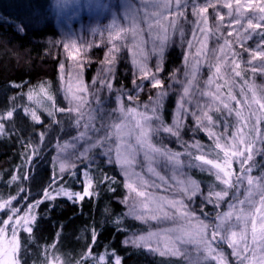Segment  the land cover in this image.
Returning a JSON list of instances; mask_svg holds the SVG:
<instances>
[{"label": "rangeland", "instance_id": "rangeland-1", "mask_svg": "<svg viewBox=\"0 0 264 264\" xmlns=\"http://www.w3.org/2000/svg\"><path fill=\"white\" fill-rule=\"evenodd\" d=\"M20 1L25 5L31 2V0ZM130 1L132 14L123 11L129 8L127 3L114 7L104 1L103 18L95 16L96 7L93 0H67V3L62 5H59L57 0L53 1L55 2L54 5L60 6L59 9L62 15L56 21L62 33L57 37L44 40L43 43L48 48L45 54L57 63L55 78L57 85L60 87L59 99L62 103H66V109L75 107L74 103L69 102V94L66 91L71 86L77 95L87 96V103L83 109L89 113L97 104L94 94L98 92L99 102L102 101L100 107L103 109V111H100V114L103 115L101 126L104 125V128L96 133L99 135L98 138H95L93 132L89 131V140H83V142L75 145L70 143L65 150L59 151L58 171H61L62 164L64 170L70 171L85 161L91 148L99 145L95 144V141L103 137L105 131L113 123L119 122L117 117H113V115L109 119L106 107L107 100H105L108 99V95L104 92L107 88L101 85V80L110 81L112 86L115 77L113 69L123 70L124 67H127L132 72V76H130L132 80L138 85L141 84L138 90L141 98L139 95L128 94L124 97L123 103L115 104L116 109L122 104L123 108L125 106V110L137 108L138 111H144L143 106L148 105L151 107V102L157 99L158 92L163 91L165 95L158 114L164 126H173V121L177 117L181 120L179 138L163 131L158 134H150V143L156 148L166 146L172 152L181 153V168L174 170L171 166L165 167L162 158H152L153 163L151 166L159 176L164 177L165 182L162 183L156 176L148 173V161L145 160L143 152H139L136 157V166L132 169V171L140 173L143 179L149 182V185L153 181L160 185L154 189L148 187L146 191L151 192L154 197H164L165 199H156L149 202L146 209H138L135 214H129L132 195L127 187L125 188V194L119 199L125 206L129 216L144 223L147 230L144 236H147L150 232L160 233L158 237H154L149 241V246L154 247V249L159 247L162 251H167L164 248L165 238H168L170 241L169 247H172V242L176 241L177 236H182L188 242L175 244L181 254H165L163 256L182 258L196 264H204L206 261L209 264H230L231 259L236 262L241 261L233 255V252L238 248H224V242L220 239L211 242V248L214 249L211 254L200 242L202 231L204 238L211 241V232L215 230L214 226L221 222L220 217L223 214L232 213L231 217L223 222L219 235H224L225 229L228 230L229 236H231V232H235V237L231 238L241 244V246L238 245L239 248L247 245L249 252L252 254L245 264H264V259H262L264 258V244L259 246L260 249L255 250L252 248L253 245L250 246V242L253 240L252 221H255L257 237L264 230L260 212L249 208L247 204L240 205L239 208L229 209L228 204L232 202L231 191L218 203L214 195L209 199L210 191L212 189L220 191L222 186L212 172L199 167H190L188 157L183 155L186 145L198 142L203 146V152L209 153L207 158L216 160L218 150L215 149V144L217 141L209 135V132L219 137L221 145H226L236 134L237 128L242 130L245 139V144L242 147L247 148L249 137L256 141L253 145V157L260 156L264 152V142H261L253 132V121L259 119V124L256 127L259 130V136L264 137V115H262L264 109L253 102L254 99H258L261 104H264V70H262L264 68V45L260 48L256 47L262 39V35H258V33L264 34V20L259 19V16L264 14V0H202L198 8L201 16L206 18V26L201 24L200 27H206L207 30L206 32L197 30V39L195 40L193 39V31L197 28L199 17L193 15V7L184 8L181 5L180 8H177L174 0H168L167 7H164L159 0L156 3H152L150 0ZM229 4L232 5L231 16L229 15ZM238 4L244 8L245 17L237 16ZM258 7L261 9L260 15L256 13ZM204 8L207 9L206 12L203 11ZM145 13H147V16H145ZM86 15L88 18H85ZM212 15L216 18L214 22L211 21ZM221 17L223 19H220ZM158 19L159 28L167 31V39L164 41L162 50L154 48V40L159 37ZM237 20H239V24L244 25L243 28L238 27ZM248 20H251L254 26H258L254 30H249L247 27ZM190 41L192 42L191 48L188 46ZM103 45L108 46L110 49L104 56V62L94 67L99 59L93 50L96 46ZM178 48L182 52V66L176 69L175 74L168 75L164 72L165 61L169 51ZM257 52L262 55L252 59V55ZM109 60H111V64H109ZM122 62L124 63L123 66ZM140 65L146 66L151 73L156 74V78L162 82V88H154L149 80L143 79L139 70ZM236 65L239 67L237 68ZM217 67L220 69L219 73H216ZM234 68L239 72L238 76L233 72ZM210 79L212 80L211 84H209ZM81 84L87 88V93L80 90ZM217 86H219L218 92ZM143 87L148 90L147 94L143 91ZM185 88H188L186 96L184 94ZM149 90L156 96L148 98L147 96L151 95ZM115 91L118 92L116 88ZM209 92L218 95L219 100L214 101L211 97L202 95V93ZM253 92H255V98L252 96ZM102 93L106 96L102 97ZM172 93H176L175 102L177 105L172 112L171 119L168 121L163 114V103ZM32 96H34L33 101L37 104V107H43L44 102L46 106L50 103L45 99V95L39 91L28 94V98H32ZM127 96H131L132 101H129ZM231 96H234L235 99H231ZM182 98L186 101L184 107L188 112L196 111L197 116H200L202 111L207 112L212 117V122L209 123L204 118L203 127H201L196 124L195 117L186 115L183 111H178ZM225 104L228 105V108L224 107ZM229 110H231V114ZM236 111L242 113L245 121L243 124L239 122V117L235 115ZM72 113L76 112L73 111ZM87 113H85V120L82 123L87 122ZM157 124L158 122L153 120L152 127H156ZM93 125L98 128L96 124ZM111 130L109 129V131ZM4 133V125L0 122V137L4 136ZM225 137L228 138V141L225 140ZM114 139L116 140V137ZM180 140L184 143H180ZM132 142L134 143V140ZM109 145L108 143L107 149ZM85 148H88V152L84 157H80V152H83ZM257 149H259V152L256 151ZM230 150L234 151L236 149ZM187 151L191 152L193 157L202 154L191 147H188ZM112 159L115 161L114 155ZM218 162L223 163L222 160ZM252 163L248 161V164L253 165ZM115 164L119 166L125 183H128V177L122 171L120 164L117 162ZM196 170H203L212 174L213 179L201 181L193 175ZM231 170L234 175H240V165L236 159H232ZM249 175L255 179L264 175V172L258 169L257 171L251 170ZM88 176L90 178L85 180V189L92 193L93 180L90 174ZM1 177L0 172V180ZM13 180L14 176L10 184L13 183ZM177 181L182 183L178 184ZM136 186L139 188V183ZM192 188L196 189L195 195L191 192ZM85 189L83 193H76L70 191V189L65 191L89 196L85 195ZM61 190L53 188L47 193H51L52 197H56L58 193H61ZM244 195L245 188L241 186L240 199H244ZM2 196L3 194L0 191V215L15 200V198L6 199ZM73 198L79 199L78 196ZM126 199L129 201L128 204L124 203ZM254 199L257 201V209L264 208L258 203V194ZM169 201L178 203H175V207H173ZM249 212H252L253 215L248 216ZM165 213L167 219L163 218ZM35 214L36 212L32 210L28 213L25 211L14 220L9 217L0 223V264H22L19 232L22 229H32V224L36 220ZM141 215L145 219L137 218ZM152 215H157L161 219L152 220L150 218ZM237 216H247V222L244 219L237 221ZM204 225H208V227L204 228ZM154 254L160 255L157 251H154ZM52 255L53 253L48 255L45 264H63L59 258H54Z\"/></svg>", "mask_w": 264, "mask_h": 264}, {"label": "trees", "instance_id": "trees-1", "mask_svg": "<svg viewBox=\"0 0 264 264\" xmlns=\"http://www.w3.org/2000/svg\"><path fill=\"white\" fill-rule=\"evenodd\" d=\"M53 1L31 0L25 5L20 0H0V112L6 110L0 113V122L5 128L4 136L0 137V191L3 198H15L0 215V223L9 217L14 220L25 211L36 212L31 231L22 229L19 232L22 264H45L50 253L63 264H116L117 261L119 264H196L182 258L155 255L154 250H150L154 247L132 243L144 236L147 230L143 222L128 215L119 200L126 192L125 179L114 159H109L115 153L105 155L108 143L115 147V136L92 147L88 158L70 171H58L59 151L65 150L72 143V138L84 129L75 127L78 114L69 113L66 103L59 99L60 87L55 78L57 63L45 54L48 48L44 40L62 33L56 21L62 15L60 6L54 5ZM104 1L114 7L127 3L129 8L123 11L132 14L130 0H93L95 16L103 18ZM201 1L196 0L197 6ZM188 5L192 7V0H188ZM260 12L258 7L256 13L260 15ZM236 13L238 17H245L242 6ZM211 18L212 22L216 19L213 15ZM109 49L105 45L96 46L93 51L99 62L94 67L104 62ZM181 59L179 48L169 51L164 72L175 74L176 69L182 66ZM121 64L123 66L124 63ZM131 73L127 67L113 69V90L104 91L108 95L105 99L107 112L113 113V117L119 115L114 112L115 104L123 103L126 95H139L141 98ZM37 91L45 95L50 102L48 106L44 102L43 107H37L34 96L28 98L29 93ZM143 91L147 94L148 90L143 87ZM149 93L148 98L156 96L150 90ZM117 96H120V101ZM175 101L176 93H172L163 103V114L168 121L176 108ZM96 108L97 104L93 110ZM8 112H12L11 117ZM83 112L87 113L84 109ZM93 116L92 124L100 128L103 115L95 111ZM93 135L95 138L99 136ZM251 162L252 170L264 172V152L254 156ZM86 164L89 167L85 168ZM81 172L92 176L91 191L94 195L84 196L83 200L69 199L61 194L54 199L45 198V193L53 188L83 193L85 180L90 177L81 178ZM193 175L201 181L213 179L212 174L203 170H196ZM231 237L223 241L224 248L232 247L230 241L241 246ZM256 244L264 243L257 239ZM251 245L260 249L253 240ZM241 255L249 259L252 254L248 250ZM230 264H241V261L231 259Z\"/></svg>", "mask_w": 264, "mask_h": 264}, {"label": "snow or ice", "instance_id": "snow-or-ice-1", "mask_svg": "<svg viewBox=\"0 0 264 264\" xmlns=\"http://www.w3.org/2000/svg\"><path fill=\"white\" fill-rule=\"evenodd\" d=\"M152 3H156L157 0H150ZM160 3L164 5V7L168 6V0H159ZM176 7L180 8L181 5L184 8H187L188 0H174ZM57 3L59 5L67 3V0H57ZM192 7H193V15L199 17V20L197 22V28L193 31V39H197L196 37V31L200 32H206V27L201 28L200 25L204 24L206 26V18L201 16V12L196 4V0H192ZM229 15H232L231 8L232 5L229 4ZM239 8V4L237 5ZM136 11V10H133ZM204 12L207 11L206 8L203 9ZM145 16H147V13H145ZM242 18V17H241ZM220 19H223L222 17ZM260 20H264V14H261L259 16ZM238 27L243 28L244 25L239 24V20L236 21ZM157 26L159 28V19L157 20ZM258 26V25H257ZM251 22V20H248L247 27L249 30H254L255 27ZM262 35L261 42L256 45L257 48H260L262 45H264V34ZM167 39V31L165 29L159 28V37L158 39L154 40V48L162 50L164 47V41ZM206 39V37H205ZM227 44V42H225ZM189 48L192 47V42L190 41L188 43ZM262 55L261 53H254L252 55V59H256L257 56ZM109 64H111V60H109ZM63 67V66H61ZM238 68L239 66L236 65ZM139 70L142 74L143 79L149 80L150 83H152V86L154 88H162V82L156 78V74L151 73L146 66L140 65ZM264 70V68H262ZM159 71V68H158ZM220 69L219 67L216 68V73H219ZM233 72L235 75H239V72L233 69ZM95 83V81H94ZM212 83V80H209V84ZM101 85L106 87L109 92H111L112 86L111 82H105L104 80H101ZM141 86L137 85V89L139 90ZM80 90L84 93H87V88L84 87L81 84ZM67 93L69 94V102L74 103L75 107L69 109V113L76 112L78 115L75 118V127L76 128H83L84 131L79 132L75 137L72 138V144L75 145L76 143H79L82 140H89L90 137L88 136V132L91 131L94 134L99 133L102 128H104V125L101 126V128H96L92 124V120L94 119V116L92 115V112L95 111H103V109L100 107V102L98 98V92L95 93V99L97 103V108L90 111L87 114V122L82 123V121L85 120V113L82 111L84 108V105L87 103V96H79L77 95L71 86L67 88ZM219 91V86H217V92ZM188 93V88L184 89L185 96ZM126 95V94H125ZM165 93L163 91L158 92L157 99L152 101V106L149 107L148 105L143 106L144 111H138L137 108H128L125 110L121 104V106L114 110V112L119 113L117 116V119L119 120L118 123H113L111 127V131H105V135L103 137H100L95 141V144H100L101 141H108L111 140L113 136L116 137V145L115 148H113L111 145H109L107 151L105 152V155L108 153L114 152L115 153V161L120 164L122 171L125 172L126 176L128 177V183L125 184V187L129 189V193L132 195V203L129 204L130 213L129 214H135L138 209H146L148 207V203L152 202L156 199L164 200V197H154L151 192L146 191L148 187L157 188L160 185L156 184L155 181H153L150 185L148 181H145L140 173L132 171V169L136 166V157L139 152H143L144 158L146 161H148L147 164V171L148 173L156 176L157 179H159L162 183L165 182L164 177L159 176L158 173L155 172V169L151 166L153 163L154 157L162 158L165 164V167L171 166L174 170H179L182 166V162L180 160L181 153L172 152L170 149H167L166 146L164 148H156L154 145L150 143V134H158L159 132L163 131L170 135L176 136L179 138V129L181 126V120L179 117H177L173 121V126L167 127L164 126L163 121L161 117L159 116V110L161 107V103L163 100ZM202 95H207L211 97L214 101L219 100V96L215 93L209 92V93H202ZM253 98H255V92L252 93ZM51 97H49V100ZM120 96H117V100L120 101ZM127 99L129 101H132L131 96H127ZM231 99H235L234 96H231ZM185 100L182 98L178 107V111H183L186 115H192L195 117L196 124L198 126L203 127V119L206 118V120L211 123L212 117L207 114V112H201L200 116H197L196 111L188 112L187 109L184 107ZM253 102L258 105L261 109H264V104H261L258 99H254ZM222 103V102H221ZM225 108H228V105H224ZM199 108V106H197ZM62 111V110H61ZM151 113V115H149ZM229 113L231 114V110H229ZM12 112H8V116L11 117ZM113 113H109V119H111ZM235 115L239 117V122L243 124L244 117L240 111H236ZM264 115V114H262ZM33 118L35 119V114L33 113ZM153 120H156L158 122L156 127H152ZM259 124V119H256L253 121V132L256 134V136L261 140V142H264V137L259 136V130L256 127V125ZM209 135L213 137L214 140L217 141L215 144V149L218 150L216 152V160L208 159L209 153L203 152V146L200 145L198 142H194L192 145H186L185 152L183 155L188 157L189 160V166L190 167H199L201 169H204L206 171H210L215 176L216 180L219 181L221 187L220 191H215L212 189L209 194V199L211 196H215L216 202L218 203L224 196H227L229 191L232 192V202H229L228 207L229 209L232 208H239L240 205L247 204L249 208H253L256 211L260 212V218L261 223L264 225V208L257 209L256 204L257 201L254 199V197L258 194L259 195V201L258 203L261 206H264V175L258 178H253L249 175V173L252 170L253 165L248 164V161L253 160V145L255 144V140L249 137V141L247 144V148L245 149L242 147L245 144V139L243 138V133L240 128H237L236 134L231 138V141H228V138L225 137V140L228 141L226 145H221L219 143V137H217L214 133L209 132ZM134 140V143L132 142ZM180 143H184L182 140L179 141ZM191 147L195 150L200 151L202 154L193 157L192 153L187 151V148ZM230 149H236V150H230ZM259 152V149L256 150ZM88 152V148H85L83 152H80V157H84L86 153ZM111 160L112 157H109ZM232 159H236L237 162L240 165V175H234L233 171L231 170V163ZM219 160H222L223 163L218 162ZM85 168L89 167V165H84ZM61 171H64V165H61ZM81 178L87 177V172H81ZM135 178V180H133ZM173 179H175L173 177ZM139 183L140 187L137 188L136 184ZM177 183H182L181 181H177ZM241 186H244L245 188V195L244 199H240V189ZM144 189V190H141ZM195 188L191 189V192L193 195H195ZM63 194L64 196H67L69 199H72L74 196H78L80 200L84 199L83 195L80 194H72L69 192H66L64 190H61V193H58V195ZM85 195H94V193L88 192L87 189H85ZM46 199H54L52 197L51 193H45ZM124 203L128 204L129 201L126 199ZM173 207H175V203L178 202H171ZM253 215L252 212L248 213V216ZM231 217V213L223 214L220 217V223H217L214 228L215 230L211 232V241L204 238L203 231L201 232V243H203L205 249L209 254H211L214 249L211 248V242L216 241L217 239H220L221 241L228 240V230L225 229V235L220 236L219 231L223 227V222L225 220H228ZM138 219H145L143 215L138 216ZM152 220H160L161 218L157 215H152L150 217ZM164 219H167V214H164ZM241 219H244L245 222H247L248 217H240L237 216L236 220L239 221ZM204 228H207L208 225H204ZM31 231V229H28ZM176 231V230H172ZM252 233H253V243L257 247L260 245L256 244L257 239H259L262 243H264V230L261 231L259 237H257L256 234V228H255V221H252ZM160 233L156 232H150L147 236H140L137 240H133L132 243H142L145 247L149 246V241L152 240L154 237H158ZM230 235L232 237H235L236 233L231 232ZM128 241H125L127 243ZM188 241L185 240L182 236H177L176 241L172 242V247H169L170 241L168 238H165L164 248L167 251H162L159 247L156 249H151L160 253V255L165 254H172V255H180L179 248L175 247L176 243H187ZM231 245L233 248H238V250L233 252V255L236 256L238 259L241 260V264H243L244 260H247L248 257L246 255L242 256L241 253H246L248 251V246L245 245L243 248H239V246L235 242H231ZM255 250V249H254ZM264 259V258H262ZM116 264H119V261L116 262Z\"/></svg>", "mask_w": 264, "mask_h": 264}]
</instances>
